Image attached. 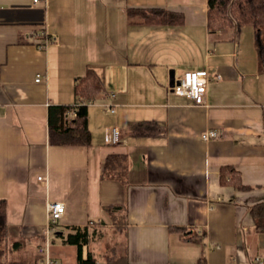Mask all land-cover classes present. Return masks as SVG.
Wrapping results in <instances>:
<instances>
[{
	"label": "crops",
	"instance_id": "crops-1",
	"mask_svg": "<svg viewBox=\"0 0 264 264\" xmlns=\"http://www.w3.org/2000/svg\"><path fill=\"white\" fill-rule=\"evenodd\" d=\"M132 8L181 12L185 23H132ZM241 32L211 33L208 0H0L3 263L77 264V246L63 259L77 229L94 240L83 258L99 264L264 262V226L251 212L264 203V64L255 31ZM202 69L206 106L168 93L175 76ZM88 70L103 90L85 101L76 85ZM79 103L91 145H52L51 108ZM113 125L117 145L106 143ZM211 130L219 136L203 140ZM225 167L245 189L222 181ZM55 201L66 209L52 230ZM105 229L125 234L119 255ZM19 251L32 259L15 260Z\"/></svg>",
	"mask_w": 264,
	"mask_h": 264
},
{
	"label": "trees",
	"instance_id": "trees-1",
	"mask_svg": "<svg viewBox=\"0 0 264 264\" xmlns=\"http://www.w3.org/2000/svg\"><path fill=\"white\" fill-rule=\"evenodd\" d=\"M129 20L136 24H154L165 26H182L185 14L169 11L163 8H132L128 12ZM245 26H251L255 31V44L258 56L264 64V0H208V29L211 33L233 29L236 32ZM103 90L101 81L93 70L79 79L76 94L85 101L92 100ZM77 105V104H76ZM52 107L50 110V143L52 145H85L92 143V134L88 124V106ZM76 109L77 115L67 120V112ZM222 181L245 189L241 183L239 173L233 167H225L221 173ZM257 225L264 226V203L251 209ZM9 234L7 224V204L0 200V264L6 255L5 243ZM65 243L78 248L77 264H99L91 255L84 259L83 248L89 244L87 232L77 229L65 238ZM112 259V258H111ZM104 264H129L124 261H106Z\"/></svg>",
	"mask_w": 264,
	"mask_h": 264
},
{
	"label": "built area",
	"instance_id": "built-area-1",
	"mask_svg": "<svg viewBox=\"0 0 264 264\" xmlns=\"http://www.w3.org/2000/svg\"><path fill=\"white\" fill-rule=\"evenodd\" d=\"M209 75L210 73L205 69L186 70L183 77L175 76L173 78V80L167 87V91L170 94L186 97L187 99L191 100L192 104L195 106H206V95ZM37 81L39 82L40 79L37 78ZM105 107L108 112L113 114L116 113V106L107 104L105 105ZM218 136L219 134L215 130H211L204 133L202 138L205 141H209L212 138H217ZM121 140V129L116 125L111 126L106 136V143L109 145H117L121 142ZM39 179L41 180V177H39ZM65 209V204L60 201H55L48 204V210L52 221L50 229H56V223L63 218ZM259 263L264 264V262ZM49 264L58 263L49 260Z\"/></svg>",
	"mask_w": 264,
	"mask_h": 264
},
{
	"label": "rangeland",
	"instance_id": "rangeland-1",
	"mask_svg": "<svg viewBox=\"0 0 264 264\" xmlns=\"http://www.w3.org/2000/svg\"><path fill=\"white\" fill-rule=\"evenodd\" d=\"M250 32H252L253 34V38H254V29L251 26H246L242 28V32L241 34H249ZM103 235H105L106 239L105 243L107 244V249H109V255H114V253H116V255H119L121 253V247H122V243L124 242L125 239V234L121 231L115 232L114 229H105L103 230ZM92 241V245L94 244V240L91 239ZM91 242L89 241V243L91 244ZM90 244H88L87 248H89ZM76 246L73 244H67L65 249H66V253L64 255V258L66 262H70L69 257L75 255V248ZM54 248V247H53ZM87 248H85L87 250ZM87 255V252H86ZM33 256H35L33 254ZM14 259L15 260H30L32 259V255L29 253H25V251H19L18 253H16L14 255Z\"/></svg>",
	"mask_w": 264,
	"mask_h": 264
}]
</instances>
